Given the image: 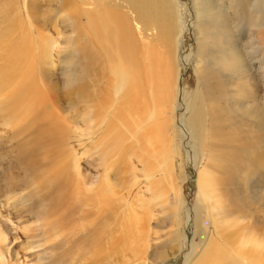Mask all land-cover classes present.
<instances>
[{
    "label": "bare ground",
    "instance_id": "6f19581e",
    "mask_svg": "<svg viewBox=\"0 0 264 264\" xmlns=\"http://www.w3.org/2000/svg\"><path fill=\"white\" fill-rule=\"evenodd\" d=\"M191 1L196 84L187 101V95L179 96L184 108L177 121L175 56L184 32L180 0H0V125L11 132L0 139L18 148V163L0 166L1 176H7L0 184L7 201L6 215L0 216V264H18L19 255L40 246L44 254L38 252L31 264L149 263L153 248L146 233L155 209L166 202L167 183L173 192L167 209L176 227L174 245L151 264H163L186 246L183 264H264V199L241 209L234 193L225 205L212 178L214 166L228 173L235 189L254 188L253 171L264 164V111L257 100L264 87V0H232L235 27L221 11V0ZM52 15L70 22L67 34L56 21L46 22ZM218 18L233 31L232 42L219 43L222 34L214 27L204 32ZM52 51L70 67L64 85L69 102L77 105L71 109L80 110L74 115L53 109L58 95L47 86ZM227 74L224 85L232 92L222 107L203 92L210 78L219 81ZM110 107L107 121L98 117ZM224 110L228 115L222 121L217 115ZM209 114L222 152L213 159L206 156ZM172 123L188 140L187 155L198 174L200 197L191 210L173 175ZM99 129L89 149L94 152H86L91 161L86 175L80 159L65 147L72 135L80 140ZM12 172L21 183L9 178ZM124 174L132 177L128 184L121 180ZM138 183L148 196L138 192L139 206L133 207L125 194ZM23 219V228L8 224Z\"/></svg>",
    "mask_w": 264,
    "mask_h": 264
},
{
    "label": "rangeland",
    "instance_id": "374dc122",
    "mask_svg": "<svg viewBox=\"0 0 264 264\" xmlns=\"http://www.w3.org/2000/svg\"><path fill=\"white\" fill-rule=\"evenodd\" d=\"M180 3L182 5V11H181V17L180 18H182V25H183L182 28H183L184 32L182 34V38L180 39V44L176 50V56H175V64L179 70V79H178V86H177L179 89L175 91L177 94L176 95L177 102L175 104L176 108H177V110H176V120L177 121H178V114L181 116L183 114V108H184V106L181 105V103H180L181 100H179V96L187 95L184 99L185 101H187L186 98L192 94L193 90L195 89V84H196V78H195L196 76H195L194 71H193L194 68L192 67L195 64L194 61H195V56H196V44H197L196 38H197V35H196V31H195V26H194L196 23V20H195V17L193 16L194 13H193V9H192V1L191 0H180ZM221 4H222L221 11L223 12L224 15H226V17H228L234 23L233 26L235 27L234 7H233L232 0L231 1L230 0H221ZM226 4H228L227 7H226ZM224 8H225V10H224ZM224 11H226V12H224ZM231 14H232V16H231ZM47 21L48 22L49 21H56L57 22V28H59V30L61 32H64L66 34L69 32L67 30V27L70 25V22L67 21L65 18L60 19V18H56V16L52 15V16L47 17L46 22ZM213 25L212 26L210 25L209 27H207L204 32H206V34H209V30L211 31V28L214 27L213 28L214 31H219L222 34L221 36H219L220 37L219 43H222L225 41L226 42H228V41L232 42V40H234V36H233L234 34H232L233 31L227 29V23L226 22H224V21L219 22V18H218V20ZM247 36H249L248 33H247ZM249 41H251V39ZM211 47H213V46H211ZM65 50H68V49H65ZM53 51H55V48ZM53 51H52L51 56L53 57V61H54L53 65L54 66H53L52 70H50V71L48 70L51 77H49L48 81H47L48 88H50V89L52 88L51 89L52 91L55 89L56 92L53 91V93H55V95H58V96H56L57 101L56 100L54 101L53 109L59 115H61L63 113L65 115H67V114L68 115H74L72 113H74L76 111L80 112V110L73 108V107H76L77 105L73 101H72L73 103L69 102L70 100H68L69 97L67 96V94H66L67 91L65 89V85L67 83L66 81L69 78L68 75L71 74L69 71H67V70H70L69 69L70 67L68 68L65 64H63V62H60V60L58 58H62V57L60 55H56L55 52H53ZM248 60H250V58H248ZM61 61H63V60L61 59ZM261 68L264 69V63L262 64ZM227 76H228V74L220 76L219 81H215L214 78H210V81L208 82V84L206 86L207 88L203 92L205 96H206V94L207 95L211 94L212 95L211 100H213V102H215L214 104H217V105L219 104V106H222V107H223V105L224 106L226 105V102L228 100L227 94H230V92H232L231 87H227L224 85L225 84L224 81H227L226 80ZM222 79H224V80L222 81ZM40 86H41V81H40ZM43 86H45L44 83H42V87ZM263 88L264 87L262 86L261 90L258 94L257 100H259V103H263V104H261V109L264 111V100H263L264 99V90H263ZM225 89H227V90H225ZM233 103H236V101ZM245 103H247V102H245ZM72 105H73V107H72L73 109H71ZM246 105H247L246 106L247 110H249L250 109L249 106H251V105L250 104L249 105L246 104ZM108 109H109L108 114H106L105 111L102 110L101 114H99L98 117L102 118V116H106L105 121H107L112 116V113H113L112 107H110ZM235 109H236V107L234 108V110ZM207 110H209V109H207ZM209 113H211V112H209ZM237 113L239 115H241V114H243V110L241 109L240 112L238 111ZM227 115H228V111L224 110V111H222V113H220V116H219V114L217 116H218V119L224 121V118H226ZM96 118H97V116H96ZM76 119H77V117H76ZM212 119H213L212 115L209 114L207 116V121H206V122H208L207 123L208 125L206 128V130H207L206 139H207V144L209 143L208 144L209 148H208L206 156L212 157V159H213L216 156L221 157L222 152H221V148H220L221 146H220V144H218V140L214 137V135H216L215 134L216 132L214 130H212V127H213ZM121 122H123V120L120 118L119 123H121ZM216 122H218V121H216ZM80 126H82V125H80ZM173 126L175 128V132H174L175 140H177L176 141V143H177L176 156H175L176 158L174 160V162L176 161L175 162L176 164L174 167L175 170L173 171L174 172L173 175L175 178V182H178V180L181 181V183H182L181 184L182 201L184 202V205L186 206V208L191 210V208L194 206L195 202L200 197L199 192L197 191V185H196L198 174H197V170H196L195 166L193 165L192 159H189V157L187 155V152L191 151V149L189 148L188 140L182 139L179 136V133L176 131V127L178 128L177 124H175V125L173 124ZM103 128H104V126L101 129H103ZM235 130L236 129H234V131L232 132L233 136H235L236 133L238 132ZM99 131H100V129L95 130L96 133L93 136H89V135H85V137L82 136V137H80V140H77V138H74V135H72L73 138H71L68 141L69 146L65 147V149L67 151L68 150L73 151V153L75 154V157L80 159V170L82 172H84L86 175L88 174V169L91 168V166H90L91 161L88 160L89 157L87 158L88 154H86V152L87 151L94 152V150H92V149L89 150V149L92 145V141H94L98 137V135L100 133ZM9 135L11 136V132L9 130H5L4 127H2V125H0V136L8 138ZM211 139H213V140H211ZM0 142L3 145V149L2 150L0 149V166L3 165L1 168H4V165L6 163H11V164L16 165V163H18L17 162V155H16L18 152V148L16 146L14 147V144L9 143L7 140L0 139ZM233 145L236 146L235 144H233ZM1 157H4V158H1ZM226 158H227V156L225 153V155L222 159L225 160ZM1 159H4V160L2 161ZM216 169H217L216 167L212 166V172H213V174H215V176L212 175V178L214 180H216L215 189H216V191H218V194L221 195L225 200H227L225 205L227 204V202L229 205V200L232 197H234V193H235V197H236L234 200V203L236 204V206L239 205L238 208H241V209L244 205H245V207H247L246 203L253 202L258 197H260V200L264 199V185H263L264 184V177H263L264 176V164L263 163H261L259 166H257V168H256L257 170L255 172L253 171L254 174L252 175L251 181L253 182V184H256V186H254V188H249V189H245V187H243V188L237 187L235 189V186L230 185L228 183V173L226 171H224L222 168L217 169V170ZM12 173H14V174H11L9 176V178L10 179L11 178H17L18 181L20 182L21 179L19 178V174H17L16 172H12ZM128 174L121 175L122 176L121 180L125 184H128V182L132 180V177H130ZM89 175H91V177L96 176L94 174V172H91ZM159 175H162V173L159 172ZM234 176H235V174H234ZM234 176H233V179H235ZM5 177H7V176L6 175L1 176V174H0V184L5 183V181H4ZM5 180H7V179L5 178ZM140 181H142V179H140ZM8 183H9V181L4 185H7ZM219 183H220V185H219ZM143 186H144L143 183H141L135 187L131 186L129 189V192H128L129 194H125L127 196V198H129L132 201L133 207L139 206V203H136V198H137V196H139V195H137L138 192L141 193L142 196L143 195L148 196V193L143 191ZM250 186L253 187L252 183ZM165 190L167 191L166 202L162 207H157L155 209L157 211L154 212L153 218H151V220L149 222L148 231H147L148 233H146V239L145 240L147 242V245H149V247L153 248V250H151V251L148 250V256L150 255L149 253H151L152 255L149 256L150 258L145 261V263L149 262L146 264H151L152 261L156 262L154 258L158 257L157 256L158 254L160 255V254L167 253V251L169 250V245H174L173 238L175 237V234H176L175 233L176 227H174L172 225L173 224L172 211H169L167 209L169 204L171 203L170 196H172V198H173V192H172L171 188L169 187L168 183L165 186ZM121 192H122V190H121ZM236 192H237V195H236ZM232 193H233V195H232ZM20 195H22V194H20ZM6 203H7L6 197L0 196V216L6 215V213H4V211L7 209ZM259 216L261 217L260 222L262 225V216L261 215H259ZM13 222H14L13 224L7 222L9 224V226L11 227V229H15L16 227L23 228L24 225H26V224H23L24 219L19 221L18 223L16 221H13ZM256 225L261 227V225H259V220H256ZM13 233H15V232H13ZM21 234L19 236H22ZM19 241H20V239H19ZM34 241H36V239L33 240V242ZM10 247H12V244L10 245ZM157 247H158L157 251H154V248H157ZM38 252L41 255L44 254L43 246H40V247L32 250V252L30 250V251L25 252L22 255H19L17 257V258H20V259H18V264H31L30 261H32L33 258L36 259V255L39 254ZM153 253H155V254H153ZM187 253H188V247L187 246L183 247V251L176 254L174 258H169L163 264H183V262H182L183 256H185Z\"/></svg>",
    "mask_w": 264,
    "mask_h": 264
}]
</instances>
